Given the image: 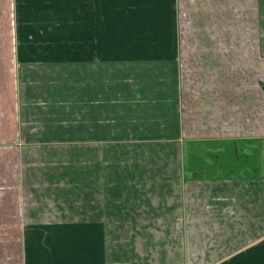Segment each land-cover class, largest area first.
Wrapping results in <instances>:
<instances>
[{"label": "crops", "instance_id": "1", "mask_svg": "<svg viewBox=\"0 0 264 264\" xmlns=\"http://www.w3.org/2000/svg\"><path fill=\"white\" fill-rule=\"evenodd\" d=\"M0 232V264H264V0H0Z\"/></svg>", "mask_w": 264, "mask_h": 264}, {"label": "rangeland", "instance_id": "2", "mask_svg": "<svg viewBox=\"0 0 264 264\" xmlns=\"http://www.w3.org/2000/svg\"><path fill=\"white\" fill-rule=\"evenodd\" d=\"M228 28V24L226 25ZM240 26H234L233 32H239ZM21 233L17 232H0V243H20Z\"/></svg>", "mask_w": 264, "mask_h": 264}]
</instances>
